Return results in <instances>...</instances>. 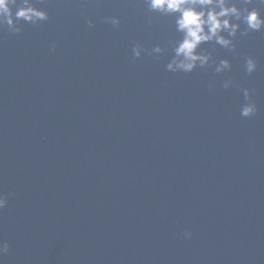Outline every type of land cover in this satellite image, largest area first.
<instances>
[{
    "label": "water",
    "instance_id": "water-1",
    "mask_svg": "<svg viewBox=\"0 0 264 264\" xmlns=\"http://www.w3.org/2000/svg\"><path fill=\"white\" fill-rule=\"evenodd\" d=\"M46 10L19 34L0 29L3 264H264V32L216 46L230 72L172 73L170 49L133 59L136 43L179 38L170 18L147 24L142 0Z\"/></svg>",
    "mask_w": 264,
    "mask_h": 264
},
{
    "label": "clouds",
    "instance_id": "clouds-1",
    "mask_svg": "<svg viewBox=\"0 0 264 264\" xmlns=\"http://www.w3.org/2000/svg\"><path fill=\"white\" fill-rule=\"evenodd\" d=\"M86 2V0H85ZM148 15L146 22L152 24V13L164 18H170L179 38L168 41L166 47L154 45L150 50L140 43L132 47L133 59H139L147 52L149 56L160 59L171 50V56L166 64V70L172 73H191L197 68H212L216 74L230 72L232 64L228 59H219L213 55L216 46L230 52H235L238 36L246 37L252 32H264V15L261 7L264 0H142ZM47 0H0V29H5L15 35L23 29V24L39 25L50 19L46 10ZM105 22L114 28H119L118 17H105ZM89 28L95 27L92 19H87ZM211 44L212 50L202 47ZM49 50H56L55 42H50ZM258 61L251 55L244 56L243 69L251 76L257 71ZM222 87L229 89L234 86L232 78L223 80ZM216 87L214 81L209 82V90ZM244 103L240 107V115L250 118L258 112L257 104L253 100L252 90L241 89ZM12 195L0 193V210L8 205V198ZM183 237L191 239L192 233L184 230ZM10 250V244L0 239V264L3 257Z\"/></svg>",
    "mask_w": 264,
    "mask_h": 264
}]
</instances>
